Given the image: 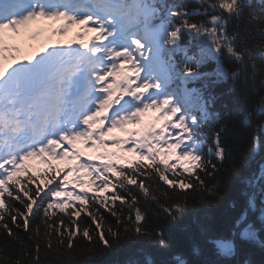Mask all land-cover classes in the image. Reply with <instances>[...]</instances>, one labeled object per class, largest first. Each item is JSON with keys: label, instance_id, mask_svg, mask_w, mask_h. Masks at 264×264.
Segmentation results:
<instances>
[{"label": "snow or ice", "instance_id": "snow-or-ice-1", "mask_svg": "<svg viewBox=\"0 0 264 264\" xmlns=\"http://www.w3.org/2000/svg\"><path fill=\"white\" fill-rule=\"evenodd\" d=\"M192 3L0 0V234L16 244L5 240L0 264H42V252L48 264H77V239L90 254L137 240L167 250L137 192L175 220L186 201L163 206L169 193L156 182L214 198L220 182L205 177L221 169L239 176L244 206L231 238L210 241L216 256H235L237 241L264 248V0L247 13L253 0ZM222 84L251 129L242 176L228 122L212 110L217 96L205 94ZM136 253L125 264H155ZM165 264L189 262L177 254Z\"/></svg>", "mask_w": 264, "mask_h": 264}, {"label": "trees", "instance_id": "trees-1", "mask_svg": "<svg viewBox=\"0 0 264 264\" xmlns=\"http://www.w3.org/2000/svg\"><path fill=\"white\" fill-rule=\"evenodd\" d=\"M167 2L182 5L188 10H191L194 6L192 0H167ZM248 11H260L257 0H253L251 8H245V13ZM193 18L201 19L198 16ZM240 24L242 29L245 26L252 27L246 19H241ZM228 63L227 59H225V64L228 65ZM213 67V64H207L201 71H210ZM193 86L201 87L202 82L189 85V87ZM227 89V84L217 85L208 89L205 94L207 95L208 91H210L217 96V101L212 110L219 111L221 116L228 122L230 133L226 143L232 147L231 157L237 165L239 175L242 176L248 173V169L244 167V162L246 159L245 149L250 139L249 133L251 129L246 127L241 122L239 115L232 111V98L228 97ZM253 99H256V97H253ZM262 155H264V152H262ZM46 167V165H39L41 169H45ZM227 167L228 164L225 163L224 168ZM253 168H255V164ZM205 180L209 185L217 181L220 182L221 186L218 190V196L210 198L206 192H195L192 189H176L173 191V189L163 184L162 181L156 182L159 185L160 191H167L169 193L167 200H161L163 206L169 207L177 201H186L184 212L177 215L175 220L166 219L159 205L152 201L145 202L142 195L137 192L138 198L141 201V210L147 216L146 226L154 229L156 232H160L169 242V249H161L154 243L137 240L133 243L117 244L112 249L104 251H101L100 246L97 244L95 251L90 254L85 241L77 239L74 252L77 264H125L129 259H142L143 257L136 253V250L141 248L151 255L155 264H165V262L171 261V258L177 254L188 260L189 264H246L249 261L251 264H264V248L240 241H237L235 256L228 260H223L216 256L214 247L210 241L213 239L231 238L234 222L244 206L241 196L243 186L240 183L238 175H233L231 172L224 171V169H221L216 174L215 179L205 177ZM89 189L90 191L88 192L91 195L94 189ZM104 195H111V193H105ZM117 205H119L118 201ZM100 213L106 219V227L109 225L113 228L116 227L114 217L102 208L100 209ZM124 214L127 217V208L124 209ZM132 218L134 219V215ZM250 219L256 221L255 215L250 214ZM37 223H39V220H34L33 227ZM256 226L260 227L259 222H256ZM21 235L25 234L21 233ZM260 235L264 239V231ZM5 240H8V238L0 234V247H3ZM8 243L11 249H16L15 242L8 240ZM196 246L201 249L199 256L192 255V249ZM41 257L42 264H48V261L44 260L43 252L41 253Z\"/></svg>", "mask_w": 264, "mask_h": 264}, {"label": "rangeland", "instance_id": "rangeland-1", "mask_svg": "<svg viewBox=\"0 0 264 264\" xmlns=\"http://www.w3.org/2000/svg\"><path fill=\"white\" fill-rule=\"evenodd\" d=\"M41 23H48V22H41ZM75 31V29H73V30H71L70 32H69V36H71L72 35V33ZM52 39V41L53 42H55V41H57V40H61L62 38L61 37H52L51 38ZM155 114H153V113H149L148 114V116L147 117H145V123H148L149 122V120L154 116ZM130 130H134V129H131V127H130ZM115 135H117V136H119L120 138H123V133H115ZM113 150V149H112ZM98 161H96V162H94V163H97Z\"/></svg>", "mask_w": 264, "mask_h": 264}]
</instances>
